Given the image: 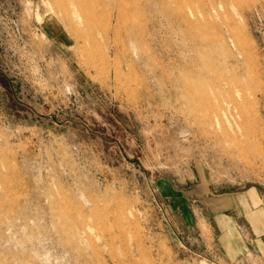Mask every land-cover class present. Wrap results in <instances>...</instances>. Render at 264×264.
Segmentation results:
<instances>
[{
  "label": "rangeland",
  "instance_id": "obj_1",
  "mask_svg": "<svg viewBox=\"0 0 264 264\" xmlns=\"http://www.w3.org/2000/svg\"><path fill=\"white\" fill-rule=\"evenodd\" d=\"M0 264H264V0H0Z\"/></svg>",
  "mask_w": 264,
  "mask_h": 264
},
{
  "label": "crops",
  "instance_id": "obj_2",
  "mask_svg": "<svg viewBox=\"0 0 264 264\" xmlns=\"http://www.w3.org/2000/svg\"><path fill=\"white\" fill-rule=\"evenodd\" d=\"M261 196L262 195L259 193V191L255 190V189H249V190L245 191L240 198L246 199L247 202H245L243 204L247 207V209L251 210L252 209V208H250L251 206L256 207V209L259 207H262L263 199L261 198ZM255 198H256L257 202H255ZM239 210H241V209H239Z\"/></svg>",
  "mask_w": 264,
  "mask_h": 264
},
{
  "label": "bare ground",
  "instance_id": "obj_3",
  "mask_svg": "<svg viewBox=\"0 0 264 264\" xmlns=\"http://www.w3.org/2000/svg\"><path fill=\"white\" fill-rule=\"evenodd\" d=\"M58 2V1H57ZM67 13V12H66ZM71 17V16H70Z\"/></svg>",
  "mask_w": 264,
  "mask_h": 264
}]
</instances>
